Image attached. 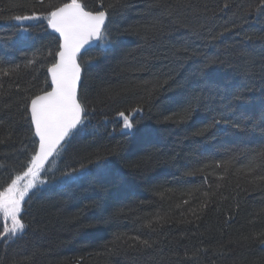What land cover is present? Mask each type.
<instances>
[{"label": "trees", "instance_id": "obj_1", "mask_svg": "<svg viewBox=\"0 0 264 264\" xmlns=\"http://www.w3.org/2000/svg\"><path fill=\"white\" fill-rule=\"evenodd\" d=\"M104 2L113 46L82 66L84 131L41 173L48 183L26 197L24 232L0 239V264H264L259 0ZM49 3L0 0V185L37 149L24 98L50 90ZM131 108L143 110L126 135L117 112ZM222 115L240 127L213 124ZM97 156L112 163L52 178Z\"/></svg>", "mask_w": 264, "mask_h": 264}, {"label": "snow or ice", "instance_id": "obj_2", "mask_svg": "<svg viewBox=\"0 0 264 264\" xmlns=\"http://www.w3.org/2000/svg\"><path fill=\"white\" fill-rule=\"evenodd\" d=\"M40 2L43 3V0ZM114 7V4H105L104 0H67L61 3L50 0L49 10L43 19L47 21L48 28L58 34V50L54 53V62L48 68L51 74V90H43L39 94L24 98V118L27 119L30 113L29 123L34 126V135L39 138L38 149L31 155L25 168L17 172L6 186L0 185V239H12L24 232L26 225L21 219V213L26 197L31 200L29 193L32 196L37 195L41 186L48 183L47 180L40 179L41 173L51 170L46 165L50 166L56 158L61 157L67 151L71 140L84 131L89 111L86 99L80 94L84 87L82 66L94 65L112 49L113 39L108 22L109 10ZM224 7L227 8L228 5L225 4ZM255 10L264 15V0H259ZM35 18L39 17H14L16 20ZM21 31L26 32L27 29ZM93 49H97L95 55L89 56L88 53ZM49 55L53 53L50 51ZM142 110L131 108L117 112V118L122 123V132L126 135L132 134L138 124L135 114ZM191 110V107L185 109V114ZM213 124L240 127L239 123H234L223 115L214 119ZM211 126L199 129L195 134L203 135ZM110 154L115 155V150ZM111 163L102 156H97L94 160L89 158L88 164L81 163L79 168L72 167L69 171H62L59 177L53 174L52 178L61 181L75 179L88 170L89 165L100 168ZM141 243L145 247H151L146 240Z\"/></svg>", "mask_w": 264, "mask_h": 264}, {"label": "water", "instance_id": "obj_3", "mask_svg": "<svg viewBox=\"0 0 264 264\" xmlns=\"http://www.w3.org/2000/svg\"><path fill=\"white\" fill-rule=\"evenodd\" d=\"M49 29V32L50 33H52L53 35H55L56 37H58V34L57 33H54L50 28H48ZM48 76H49V80H50V84H51V74L48 72ZM51 90V89H50ZM29 115H30V113H29ZM32 128H33V132L35 131L34 130V126H32ZM35 136V135H34ZM35 138H36V140H37V143H38V140H39V138L38 137H36L35 136ZM37 149H38V145H37ZM47 166V165H46Z\"/></svg>", "mask_w": 264, "mask_h": 264}, {"label": "rangeland", "instance_id": "obj_4", "mask_svg": "<svg viewBox=\"0 0 264 264\" xmlns=\"http://www.w3.org/2000/svg\"><path fill=\"white\" fill-rule=\"evenodd\" d=\"M28 21H31V19L30 20L29 19L28 20H22V22H28ZM41 175H40V179H41Z\"/></svg>", "mask_w": 264, "mask_h": 264}]
</instances>
